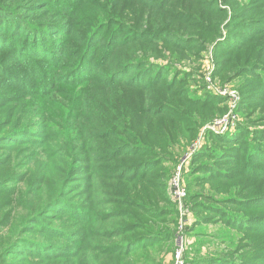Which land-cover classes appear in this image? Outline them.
I'll use <instances>...</instances> for the list:
<instances>
[{
    "label": "trees",
    "instance_id": "obj_1",
    "mask_svg": "<svg viewBox=\"0 0 264 264\" xmlns=\"http://www.w3.org/2000/svg\"><path fill=\"white\" fill-rule=\"evenodd\" d=\"M260 1L264 3V0ZM174 3H177V0H163L161 5H148L147 11L161 14L164 19L166 18L165 11ZM70 7H73L71 3ZM208 9L206 8V11L210 12V20L214 22L222 20L224 10ZM252 11L264 13V5L253 7ZM168 16L169 18L163 20L164 22L172 19L169 10ZM109 21L112 23L121 20L111 19ZM255 21L256 19L247 20L251 25ZM140 22L141 20L138 25ZM100 25V23L92 24L88 36L80 34L85 42L79 45L81 52L71 72L63 77L64 80L65 77L67 79L73 77L74 84L82 86L86 78L94 77L92 75L95 69L105 66L121 69L101 84L95 80H87L90 84L82 86L80 92L84 91L90 98L95 95L92 93L91 84L99 83L101 87L108 84L111 86L121 84L122 82H112L116 80V75L120 72L129 70V77H133L134 73H139V76H134L132 80H142L141 73L149 66L153 68L151 75L155 73L152 71L157 69L158 65L151 63L149 59L151 56H158L152 50L158 43L148 38L150 34L155 33L154 35L166 37L163 45L169 46L174 53L186 52L193 45L190 39L175 36L164 29L150 33L149 28L139 29L137 32L139 37L131 36L118 42V38L102 34L104 26ZM187 26L195 29L190 24ZM213 27L218 26L214 24ZM195 31L203 30L196 28ZM72 32L70 28L65 29L61 33L64 40L61 43H55L60 49L57 52L55 48L50 49L51 54L55 53L51 56V63L58 69L64 58L72 57L70 53L74 43L83 41L78 40L77 31H74L73 35ZM206 33L214 35L211 39L216 36L212 30H207ZM249 33L244 40L240 34H230L227 44H219L215 47V50L219 51L225 60L224 62L219 60L214 74L224 76L225 83L244 77V73L250 67L254 70L264 69V64L257 62L263 57L264 48L261 44H255L259 35H262L261 43L264 42V28L263 30H251ZM132 46L136 47L135 51L131 48ZM3 47L11 48L5 42ZM38 49L35 50L34 47L31 55L46 57V50L42 47H40L41 50ZM99 50L101 60L91 59L93 53H98ZM140 50L141 54L136 55L135 59L127 60L119 54L120 51H128V57L131 58ZM28 51L30 53V50ZM187 58L189 57L183 54V56H174L172 60L180 61ZM170 69L175 68L170 66L168 70L171 71ZM258 73L256 71L255 75L251 74L253 78L250 81L257 86L251 93L242 95L243 101L239 106V111L258 106L260 107L258 114H264V96H262L264 95V70L261 75ZM52 79L55 82L58 81L56 75H53ZM65 84L73 86V83L65 82ZM175 84L176 82L171 83L170 89L174 88ZM47 85L52 90L55 88L53 82H47ZM126 87L135 90L142 86L139 82H133ZM25 88L29 92L36 93L30 87ZM177 93V98L183 96L184 100H180L176 111L171 113L163 104L151 111L153 116L149 122L151 126L147 137L150 138L151 147L159 150L155 151V154L147 153L146 150L140 152L141 155L134 154L139 155L141 159L133 163L128 161V158L137 157L128 150L131 142L122 140L115 133L110 136L100 134L96 132V129L91 128L84 118L80 117L78 118L80 122L77 120L76 124L72 123L66 130L68 135L74 139L65 144L51 124L43 122L35 125L26 122L28 119L23 108L24 97L0 96V264H106L107 261H121L122 259L128 262H124L125 264H153V254L156 250H160L161 246H170L173 250L175 245L171 226H176L177 209L167 184L170 176L167 163H171L172 160L161 158L159 151L169 154L170 148L182 137L188 136L189 132L194 133V126L206 108L224 102L223 99L207 93L194 94L190 98L182 90H178ZM48 95L49 93L42 91L37 95V101L48 103L45 99ZM99 113L102 117H106L101 110ZM125 114L134 115L133 112ZM155 119H159L158 122ZM109 120L111 121V118ZM163 120L171 122L170 130L161 128ZM121 121L126 122V116L125 121L124 117H121V120L113 125L117 129L125 127L123 123H120ZM245 128L246 126L241 124V128H237L232 139L244 134ZM254 129L257 131L256 136L259 133L264 139V128L255 127ZM227 138L229 137L209 136L207 139L219 143L223 148L215 150L213 147L204 145L189 159L187 170L184 171L185 178L189 181L190 178L199 176L210 183H223V186H219L215 192L217 196L226 198L222 199L217 207L199 205L196 203L197 199H193L192 210L196 212L202 210L205 214L210 210L216 217L212 216V219H207L205 216L204 219L207 220L203 221H201L203 218H195L185 232L189 234L193 230L202 229L205 222L217 223L219 221L221 228L231 232L230 237H237L241 235L240 233L252 235V242L257 243L254 248L261 250L262 253L264 243L260 248L259 242L262 241L257 234L264 236V212L260 215H245L231 208L255 210L258 207V209H264V144L260 143L262 140L259 138L256 142L255 140L252 143L247 142L242 153V148L238 149V144H236L239 141H228ZM188 139H190L189 136ZM76 142L81 144H75ZM100 142L102 146H97L96 144ZM228 143L235 144V146H225ZM31 147H36V150L25 154ZM234 151H237L236 154L233 153ZM222 165H228L230 168L222 169ZM8 183L15 185L8 186L6 185ZM122 185L126 187L125 191L120 190ZM132 185L146 189L147 197L137 192L132 194V189L127 187ZM187 187L191 191L192 183L188 182ZM108 193L116 197L120 208L140 210L151 224L146 222L126 224L125 220L129 217V210L125 209L106 214L98 212L108 203L105 199ZM129 196L135 199H125ZM79 197L83 198L85 205L73 202ZM158 201L162 206H157ZM166 205L169 207L164 208ZM117 220L116 223H106ZM104 222L106 227L101 228L99 224L103 225ZM201 233L199 231L195 235L196 238L205 235ZM217 239L222 246H225L224 251L210 256L209 249L194 250L192 255L187 251L182 257L183 264H264V257L263 261L260 258L247 260L239 258L243 256L239 255V243L231 238ZM194 245L207 246L204 240H198ZM247 246L250 247V244ZM215 250L212 248V251Z\"/></svg>",
    "mask_w": 264,
    "mask_h": 264
},
{
    "label": "rangeland",
    "instance_id": "obj_2",
    "mask_svg": "<svg viewBox=\"0 0 264 264\" xmlns=\"http://www.w3.org/2000/svg\"><path fill=\"white\" fill-rule=\"evenodd\" d=\"M70 3L73 7H70ZM162 3L163 0H0V96L24 97L23 108L27 113L28 119L26 122L34 123L35 125L43 122L51 124L53 130L57 132L65 144L74 139V137L68 135L66 130L70 128L72 123L76 124L77 120H79L78 118L82 117L91 128L96 129V132L105 136L115 133L122 140H127L128 143L131 142L128 150L133 155H141L142 153L140 152H145V150L147 153L155 154L159 150L151 147L150 138L147 137L151 126L149 122L152 120L151 116H153L151 111L160 104H163L166 110H170L171 113L176 111L180 100H184L183 96L177 98L178 90H182L189 98L193 97L194 94L202 95L203 93H207L213 97L223 99L224 102L220 105H212L206 108L194 126V133L189 132L187 134L190 139L186 135L182 137L178 143L170 148L169 154L159 151L161 158L172 160L171 163H167L170 171L167 182L169 193H171V181L177 166L185 162L182 167V184L186 190V196L183 202V215H180L177 210V217L175 218L177 221L176 226H171L174 233L173 242L175 247L172 250L170 246H161V249L156 250L153 254V264H183L184 260L182 257L184 253L189 251L192 255V252L198 249L203 251L209 249L211 251L209 256L217 254L216 252L225 250V246H222L217 238L228 240V237L239 243V255H243L239 258L243 260L260 258L263 261L264 252L261 253V250L254 248L257 243L252 242V235L240 233L241 235L237 237H230L231 232L221 228L219 221L217 223L205 222L203 223L204 228H199L193 230L192 233L186 234L185 230L192 224L193 219L203 218L201 220L203 221L209 218L212 219V216L216 217L213 211L210 210L206 214L202 210L200 212L192 210L191 204H193V199H197L196 203L199 205L205 204L217 207L222 199L226 197L217 196L215 192L219 189V186H223V183H210L199 176L190 178L188 181L185 178L186 174L184 171L186 172L189 165V155L198 152L204 145L213 147L215 150L223 148L220 147L219 143L207 139L209 136L214 138L229 137L226 139L228 141L238 140L239 142L236 144H238V149L242 148V153L247 142L252 143L254 140L256 142L259 138L262 140L260 143L264 144L262 135L258 133L256 136L257 131L254 129L255 127L257 129L264 128V114H258L260 107L256 106L239 111V106L243 101L242 95L244 93H251L257 86L254 82L250 81L253 78L251 74L255 75L257 71L261 75L264 69L254 70L253 67H250L244 73V77L227 83L224 82V76H215L214 74L219 60L220 62H224L225 60L220 52L215 50V47L219 44H227V38L230 34H240L244 40L251 30H263L264 19L262 18H264V13L252 11V8L263 6L264 3L260 0L259 3L258 0H177V3H174L173 6L171 5L165 11L166 18H169L168 10L171 12L172 19H169L168 22L163 21L166 18L163 19L161 14L149 13L147 11L148 5H161ZM190 7L191 9H189ZM206 8L224 10L225 14L222 20L219 22L210 20V12L206 11ZM111 19L121 21L110 23L109 20ZM250 19H256V21L252 22L251 25L250 22H247ZM140 20L141 22L138 25ZM260 21L261 23L258 24ZM97 23L104 26L102 34L118 38V42H121L123 38L131 36L139 37L137 35L139 29L147 30L149 28L150 33L164 29L175 36L190 39L193 45L186 52H181L180 54L174 53L169 46L163 45L167 39L166 37L154 35L155 33L150 34L148 38L158 43L152 49L158 56H151L149 59L151 63L158 65V68L152 71L155 73L151 75L153 68L149 66L142 71V80H132L134 76H139V73H134L133 77H129V70H126L116 75V80L112 81L122 82L121 84H113L112 86L108 84L109 86L105 85L101 87L99 83L101 84V82L107 80L112 74L121 69H113L107 66L95 69L92 75L94 77L92 79L86 78L82 83V86H87L90 84L87 80L99 82L98 84H91L92 93L95 95L90 98L84 91L80 92L82 86L75 85L73 77L69 79L65 77V80L63 77L71 72V68L81 52L79 45L85 42L80 34L88 36L91 32L92 24ZM70 24L72 26H69ZM189 24L194 26L195 29L203 31L196 32L195 29L187 26ZM214 24L218 27H213ZM69 28L73 31L72 35L75 33L74 31H77V35H79L78 40L83 41L74 43L70 53L72 57L70 59L64 58L59 64L61 67L58 69L51 63V56L55 53L51 54L50 49L55 48V52L60 49L55 43H61L64 40V36L61 37V33ZM207 30H212L216 33V36L211 39L214 35L206 33ZM261 38L262 35H259L255 44H261L262 48H264V42L261 43L260 41ZM4 42L11 48L5 49V46L3 47ZM33 46L35 50L38 48V50H41L40 47L45 49L46 57L41 58L31 55ZM223 47L225 48V46ZM131 48H133V51L136 50L134 46ZM14 50L16 51L13 53ZM28 50H30V53ZM100 50L98 53H93L91 59L101 60ZM141 52L140 50L131 58L128 57V51H120L119 54L128 60L135 59L136 55L141 54ZM183 54L189 58L180 61L176 59L172 60L174 56H183ZM262 54L263 57L257 61L260 64H264V52ZM170 66L175 69H170L171 71H169L168 68ZM53 75L57 76V82L52 79ZM47 82L55 83V88L53 90L50 89ZM65 82L73 83V86H68ZM133 82H139L142 87L135 90L126 87L129 83L132 84ZM174 82H176L175 87L170 89L171 83L174 84ZM25 87H30L36 93L29 92ZM100 90L101 92L99 93ZM42 91L49 93L45 98L48 103L37 101V95L41 94ZM262 96L264 95L262 94ZM100 110L106 117L100 115ZM132 112L134 113L132 116L125 114H131ZM125 116L127 121L120 122L125 127L117 129L113 123H118L121 117H124L125 121ZM229 117L232 119L234 125L232 129L219 131L221 130L219 129L221 126H216L217 122L224 119L230 123ZM109 118H111V121ZM155 120L158 122L159 119ZM83 124L85 125V123ZM241 124L246 126L243 130L244 134L232 139L237 128H241ZM187 125L189 126V124ZM227 125L226 123L225 126ZM171 127L172 124L169 120H163L161 128L170 130ZM107 140L110 143V140ZM75 144L80 145L81 143L76 142ZM96 145L102 146V143L100 142ZM225 146L233 147L235 144L228 143ZM34 150H36V147H31L25 154ZM236 152L234 151L233 153L236 154ZM139 155L128 158V161L130 163L137 162L136 160L141 159V157H138ZM221 168L227 169L230 166L222 165ZM188 182L192 183L191 191L188 187L186 188ZM6 185L14 186L15 184L8 183ZM127 187L132 189V194L137 192L146 197L148 195L147 190L143 187L139 188L134 185ZM125 188L122 185L120 190L125 191ZM105 199L108 200V203L105 207L99 209L98 212L106 214L125 209L126 211L129 210V217L125 220L126 224H135L137 222L150 223V220L146 219L140 210H132L125 207L120 208L114 195L108 193ZM125 199L134 200L135 198L129 196L125 197ZM73 202L85 205L83 198L80 197ZM157 206H162L160 201L157 202ZM168 207V205L164 206V208ZM223 208L227 207L223 206ZM231 209L245 215H260L264 212V209H258V207L257 209L254 208L255 210ZM204 217L207 219H204ZM116 222L118 220L107 221L106 223ZM152 222L154 223V221ZM106 223L104 222L103 225L99 224V226L105 228ZM199 231L202 232L201 235H205L196 238L195 235ZM257 235L262 241L259 242L260 248H262L264 236ZM198 240H204L207 246H195L194 244ZM248 244H250V247L247 246ZM242 246L245 247L242 248ZM212 248L216 250L212 251ZM125 260L107 261L106 264L128 263Z\"/></svg>",
    "mask_w": 264,
    "mask_h": 264
},
{
    "label": "built area",
    "instance_id": "obj_3",
    "mask_svg": "<svg viewBox=\"0 0 264 264\" xmlns=\"http://www.w3.org/2000/svg\"><path fill=\"white\" fill-rule=\"evenodd\" d=\"M230 119V123L227 122L224 119H221L217 122L216 126H221L219 127V131H224V130H230L232 129L233 122L232 119L229 117ZM226 123L228 124L227 126ZM213 129V128H212ZM215 130V129H213ZM192 155H189V158ZM188 159V157H187ZM186 160V159H185ZM185 162H182L180 165L177 166L173 179L171 181V198L172 200L175 202L176 208L178 210V212L180 213V215H183V202L186 196V190L182 184V167L184 165Z\"/></svg>",
    "mask_w": 264,
    "mask_h": 264
}]
</instances>
